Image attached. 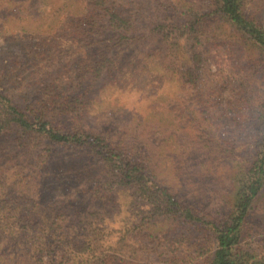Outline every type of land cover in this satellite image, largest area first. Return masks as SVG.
Segmentation results:
<instances>
[{"label": "rangeland", "instance_id": "374dc122", "mask_svg": "<svg viewBox=\"0 0 264 264\" xmlns=\"http://www.w3.org/2000/svg\"><path fill=\"white\" fill-rule=\"evenodd\" d=\"M87 3L18 0L11 5L0 0V92L19 111L34 110L48 98L41 91L44 85L51 98L45 104L57 109L62 127H77L90 137L69 148L49 147L35 135L20 138L15 130L0 138V181L9 183L18 173L25 177L21 190L0 187L3 257L39 264L31 258L29 243L38 237V242L54 243L53 264H89L94 260L86 246L81 252L74 247L87 243L98 229L108 264L202 263L214 252V234L182 219L150 218L148 202L136 189L116 185L111 164L94 151L97 133L108 129L134 159L149 156L156 183L209 216L226 214L234 201L237 163L251 164L259 150L264 62L235 41L221 49L211 43L187 49L176 59L167 55L158 28L186 18L174 7L205 14L214 8L213 0H120L118 9L135 30L118 36L111 30L79 35L65 26ZM243 6L248 18L264 26V0H243ZM113 38H118L115 46L104 41ZM105 56L116 64L102 73L76 123L62 112L68 103L57 82L81 76L89 85V68L96 61L105 64ZM29 224L30 234L11 236ZM242 243L264 257V186Z\"/></svg>", "mask_w": 264, "mask_h": 264}, {"label": "trees", "instance_id": "16d2710c", "mask_svg": "<svg viewBox=\"0 0 264 264\" xmlns=\"http://www.w3.org/2000/svg\"><path fill=\"white\" fill-rule=\"evenodd\" d=\"M8 1L11 5H14V2L18 0ZM88 1L86 10L80 16H71L70 21L65 26L73 28L79 35L89 34L94 30L97 32L99 30L102 32L111 30L113 35L118 36L122 31L131 33L135 30V27L130 23L131 20L118 9L121 6L120 0ZM213 2L214 8L205 14H199L189 6L174 7L175 11H179L186 18L180 25H161L164 28H158V32L161 35L163 34L161 39L166 40L167 55L176 59L179 53L187 49H195L208 43L218 44L221 49L232 45L235 41L236 44L245 45L256 51L264 62V26L257 24V22L246 16L243 0H213ZM106 23L109 25H106ZM3 34L0 31V37ZM119 39L120 41L123 40L121 37ZM104 41L107 45L115 46L118 43V38ZM104 41L95 42L99 44ZM105 59V64L96 61L94 62L96 65L89 68L93 72L90 76L92 80L89 85L81 76L74 77L64 84L57 82V86L60 88L59 94L63 95L64 100L68 103V106L62 109L65 117L69 114L68 117L74 122H80L92 88L102 78V73L105 71L107 74L116 64H114L113 57L105 56ZM200 61L201 59H198V62ZM40 87L41 91L44 90V94L48 97L45 101L49 102L51 98L45 93L48 91V87L45 88L44 85ZM244 100L241 97L240 102ZM45 101H43L42 107L19 111L7 94L0 92V138L15 130L20 138L35 135L45 140L49 147L69 148L86 143V139L90 137L77 127L72 129L62 127L60 114L56 113L57 109L49 108ZM262 107L261 124H263V127L259 131V150L251 164H248L245 160H242L240 164L237 163L235 167L237 173L233 177L236 185L233 195L234 201L228 213L223 215L209 216L199 206L197 207L183 197L176 195L168 186L159 182L156 183L153 169L151 164L148 163L151 158L142 156L134 159L132 154L124 153L120 143L112 139L108 129L97 133V146H95L94 151L100 152L103 158H106L111 164L112 176L115 178L116 185H126L136 189L137 195L148 202L150 205L148 213L150 218L165 217L166 220L172 222L182 219L186 223L199 224L214 234V252L207 260L199 264H264L263 256L248 252L242 243L248 217L256 197L264 186V103ZM17 140L19 141V138ZM12 178L9 183L0 181V187H3L2 189L12 187L21 190L24 186V175L18 173ZM32 228L30 224L29 226H20V231H12L11 236L17 238L21 236L16 234L22 236L30 234L29 230L31 231ZM91 233L87 243H82L74 248L76 251L81 252L82 247L86 246L92 254L90 257L94 260L89 261L91 264H108L105 261L108 257L103 255L104 251H102V245H100V242H102V238L99 237V235H102L101 232L95 229ZM92 236L94 237L91 240ZM38 239V237L36 239L32 237V242H29L34 247L31 258L36 259L39 264H53V261L51 263L50 260H53V257H51L52 252H55L54 243L50 239H43L42 242H38ZM3 250L0 249V264H22L21 261L3 257L5 255ZM43 256H45V261H42ZM83 262V260H78L74 264H82ZM63 263L64 261L61 260L57 264Z\"/></svg>", "mask_w": 264, "mask_h": 264}]
</instances>
